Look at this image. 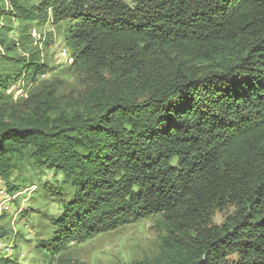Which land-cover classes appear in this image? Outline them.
Masks as SVG:
<instances>
[{"label": "trees", "instance_id": "16d2710c", "mask_svg": "<svg viewBox=\"0 0 264 264\" xmlns=\"http://www.w3.org/2000/svg\"><path fill=\"white\" fill-rule=\"evenodd\" d=\"M49 15L64 24L71 67L96 83L79 111L56 108L47 91L27 113L0 115L8 195L24 160L61 177L43 187L60 205L36 242L43 260L158 218L148 264H264V0H0V93L48 70L38 52L14 55L32 40L28 28L9 40V24L35 28Z\"/></svg>", "mask_w": 264, "mask_h": 264}, {"label": "rangeland", "instance_id": "374dc122", "mask_svg": "<svg viewBox=\"0 0 264 264\" xmlns=\"http://www.w3.org/2000/svg\"><path fill=\"white\" fill-rule=\"evenodd\" d=\"M19 1L27 8L39 3V0ZM33 26L11 21V30L6 37L18 42V34L28 28L25 33L32 43H25L23 48L27 51L19 49L14 55L27 58L38 52L41 63L46 64L48 70L35 85L16 83L0 93V115L12 117L27 113L47 91L52 93L56 108L70 113L81 110L82 97L95 85L96 75L92 70L71 67L63 23L52 24L49 15L46 23ZM63 51L67 52L65 56H62ZM3 52L0 46V53ZM60 181V175L34 169L28 160H24L18 174L14 173L10 180V183L19 186L18 195H8L5 184L0 181V190H3L0 193V230L5 232V236L0 238V257L6 255L13 264H47L37 252L36 242L48 238L54 231L49 225V218L59 213L60 205L57 199L44 193L43 187H60ZM233 211V208L216 211L208 222L219 225ZM162 229L158 218L130 223L84 243L69 245L54 264H148L159 253Z\"/></svg>", "mask_w": 264, "mask_h": 264}, {"label": "bare ground", "instance_id": "6f19581e", "mask_svg": "<svg viewBox=\"0 0 264 264\" xmlns=\"http://www.w3.org/2000/svg\"><path fill=\"white\" fill-rule=\"evenodd\" d=\"M62 54V53H61ZM67 54V52L66 51H63V54H62V56H65ZM6 198L8 199L9 198V196H6Z\"/></svg>", "mask_w": 264, "mask_h": 264}, {"label": "built area", "instance_id": "2783aa9c", "mask_svg": "<svg viewBox=\"0 0 264 264\" xmlns=\"http://www.w3.org/2000/svg\"><path fill=\"white\" fill-rule=\"evenodd\" d=\"M0 193H3V190H0Z\"/></svg>", "mask_w": 264, "mask_h": 264}]
</instances>
